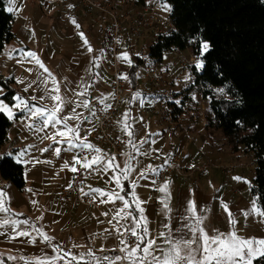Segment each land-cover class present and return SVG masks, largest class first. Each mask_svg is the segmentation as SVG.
Here are the masks:
<instances>
[{"label":"crops","instance_id":"obj_1","mask_svg":"<svg viewBox=\"0 0 264 264\" xmlns=\"http://www.w3.org/2000/svg\"><path fill=\"white\" fill-rule=\"evenodd\" d=\"M112 2L117 6V10L121 12L120 8L122 1L112 0ZM69 5H72V7H69ZM67 7L68 9L75 8L76 17L79 21H88V18L86 15H84L83 8L76 6L74 7V4L72 3L68 4ZM123 41L126 42L128 46H124V50L121 52V54L127 53L131 60V53L136 54L137 57V55L140 54L137 52L138 48L141 47L143 49L145 46V43L139 45V43L131 35L129 36L127 32L123 35ZM106 52L107 51H104V54L106 55L104 59L107 57ZM63 54L66 55L67 51L63 50ZM73 58L78 59L79 61L77 62L79 64L80 62L83 63L89 59L90 65H92L95 69L101 68V55L95 56L93 53L91 58L82 59L79 54L71 53L69 56L70 63L67 62V65L70 66V68L76 67L77 65V63L72 60ZM147 61L148 59L142 63H147ZM131 63L129 64L122 59L124 72L128 71L130 73V70L133 69ZM149 64L151 65L153 63L150 62ZM152 67L153 70H159L160 66L159 63H157V65H152ZM136 69L138 70L137 72H134L135 81L133 90H131L129 94L126 95L124 101L128 95L133 96L134 93H138L136 90V74L138 73L140 66H137ZM162 71L163 73H166V77L164 78L167 82L163 90L167 91V94L172 96V93L175 89V86L172 87L173 80L170 78L172 73L168 67H165V69ZM62 74L63 72L60 70L59 75L55 77L56 82L60 81L59 77L62 76ZM75 75L77 78L81 79L85 73L79 71L78 74L76 73ZM62 79L64 82H66L65 77ZM97 81L95 82L96 87H102V83ZM69 83L70 89H61V92L64 94L62 96L69 97L68 101H70V103L64 108L63 112H66L69 116V114H71V108L74 107L77 110L79 108H83V110L78 111V113L81 114V119H75V121H79L75 128H79V135L81 138H86V142L94 145L91 137V133L94 131V129H96L97 126V119L92 115L94 102L102 101L105 105H109L111 103V98L106 96L107 92H103L99 95L93 94L97 99L92 100V93L88 95L89 91L86 89L88 84L86 80H84V82L80 81V83L77 84V89L73 87L72 80H69ZM61 84L62 83H60V88ZM83 88L86 90L84 92L82 91L84 95L81 96L80 91ZM43 92H45V90H43L41 93ZM150 99L153 101V94L150 95ZM85 100L89 102L88 107H76V104H81V102ZM122 113L123 109L120 114L121 116H119V118L114 122L113 132L121 136H127L129 141H131V143H129L128 152H135V154L127 153L115 157V164L119 165L120 167L115 170H98L93 181L86 185L84 192L89 193L91 198L102 202L108 201V197L100 196L97 192L93 191L94 189H100L105 193L116 191L119 192L120 195H125L126 199H128L130 203H132V195L135 193L141 200L146 202L142 205V207H144L145 215L149 220L147 227L149 229L150 237L152 238H157L160 236V233L167 231V229L164 227L165 223H168L174 230L181 226L180 217L186 214V207L189 200H194L200 210V214L206 217L204 226L210 233L212 230L216 229L222 232H228V217L220 203L222 198L219 197L217 201L214 200L215 198L213 196L205 198L204 195H198L200 192L198 188L194 189L193 191L192 189L186 188V184L179 177L182 175L179 173V171H173L165 180V182H170L169 190L171 193V199L169 202V207L172 210L171 212H166L163 204L160 202L164 194L160 193L157 189L165 182L159 180L158 173H153L150 170L148 172H144L143 177L145 178L146 176V178H148L151 182V186L149 187L150 182L147 180L145 184L146 191H144L141 187H138V185L133 182L132 171L128 172L127 180L123 179V173L121 171V169H125L129 166H131V168H135L136 165L140 164L147 158L150 161H153L155 168L159 170L160 168L158 167V163L153 156L154 153L161 155L164 154L165 156H173L177 154L180 155L181 161L179 162L178 168H180L183 172H185V169H190V167L193 165L191 163L193 160L202 159V156L207 157L210 160L208 155L205 153L206 151L201 153L199 150L200 154L194 153V151H192V147L197 143V139L204 137L206 134L204 126L202 127V125L196 123L192 125L190 131L188 132L189 135L192 136L189 137L190 142H188L189 138L185 136L187 133H185L182 129H177L172 132L169 131L162 119L163 122L160 121L164 125L161 129L162 132L151 135L149 141L145 139L144 141L146 142L138 143L133 141L135 138H130L126 133H124V131L121 130L123 127L122 122L124 120ZM23 115L24 114L20 112L19 115L16 116L17 118L12 120L8 140L0 146V155L11 153L13 151L17 153L21 150L27 149L25 160L32 162L24 164L26 186L22 191L15 184L13 185V183L5 181L0 174V189L5 190L8 193V196L11 198V208L13 210V215L11 218L16 220L27 219L32 225H34V228H29L28 225H21V228L32 231V236L35 238L36 242L30 243L28 237H19L10 240L9 236L12 235L11 230L7 228L0 229V254H3L5 257L14 256L17 258L16 260H6L5 264H28V261H35L37 258H52L56 255V253L53 251V248L57 245L63 249L64 253H72L77 255V257L83 256L84 261H88L90 264H95V262L92 261V257L87 255L89 252H92L95 257L101 259L104 257L109 258L108 260H103L102 264H113L114 258L126 256V253L121 251V249L125 247L131 249V247L135 246L136 240L125 231V228L130 227L133 222L122 220L117 217L118 209L123 207L122 202H102L103 205L100 211L95 209L89 210L82 205L77 208H70V210L65 209L62 206L65 209L63 211L61 209V200L59 203V199H57V189H61L65 185L69 186L76 173L70 171L69 168H65L64 165L67 163L69 166H71L73 163H71V158L69 155L72 154L73 159L77 156H81L80 154L82 148L76 147L72 150H66L64 145H60L59 147H62V149L59 156H57L51 148L46 152L41 151V149H44L49 145H52V148L56 147L55 144H52L51 140H41L42 136L51 134L54 129H47L46 133L43 132L44 134L38 136V132L32 131V129L27 127V124L30 123V121L21 120ZM133 115L134 114L132 112L129 114L128 123L130 122V119H132ZM85 117H87V119H84ZM138 119V116L134 115L133 123L135 124ZM75 121L73 119L74 124L77 123ZM57 127L63 129L61 125H57ZM193 133H195V135ZM168 135L171 137L169 136V138H167ZM168 139H170V141ZM83 142L84 140L82 139L79 143ZM30 145L34 147L29 149ZM141 150L145 151L147 155L149 152L150 156L138 153ZM219 150L223 151L222 155H224L225 159L228 161H233L238 157V155H241L239 152L233 153L231 151H225L223 146H220ZM244 153L247 155L250 154V152L248 153L246 151ZM91 156L89 158H91ZM37 160L41 162L35 163ZM44 161L49 162L45 163ZM79 166L80 165H76L77 168ZM205 166L206 165H202L199 168H204ZM26 174L28 176L31 174L29 180ZM204 174L205 172H202V175ZM117 175L121 177V184L123 185V188L118 186L113 179V177ZM59 180L62 182H59ZM133 184L136 186L133 187ZM29 189H31V191H28ZM143 193H145L148 197L144 198ZM33 201H36V203L33 204ZM246 205V201L228 204L233 214L239 213L238 211H242L247 207ZM204 208L206 210H204ZM132 210L135 211L134 206ZM15 213H22V215L16 216L14 215ZM105 213H107V215H105ZM247 219L240 223V227L243 230L239 229L237 225L238 233L243 237H253L254 230L252 225L248 227ZM255 221L257 222L258 220L255 219L253 222ZM35 228L41 229L48 236L53 238L51 246L39 237V235L34 230ZM117 229H119V231H117ZM176 235L179 234L174 231L173 236ZM261 238H264V234L261 235ZM122 241H124V243H122ZM157 243L162 247H168V245L165 244L162 239L158 238ZM21 257L24 259H20ZM67 260L68 257H66L64 260L56 261L55 264H67ZM84 261H79V264H84ZM73 264H77V262H73ZM114 264H130V261L126 259L115 260Z\"/></svg>","mask_w":264,"mask_h":264},{"label":"rangeland","instance_id":"obj_2","mask_svg":"<svg viewBox=\"0 0 264 264\" xmlns=\"http://www.w3.org/2000/svg\"><path fill=\"white\" fill-rule=\"evenodd\" d=\"M7 1V8H11V12H13L15 15L13 26L15 38L11 42L6 44L5 48L0 53V75H4L6 77H15L17 80L23 81V83H18V86H14L17 89L14 96L18 94L24 99L28 100L30 104H35L37 106H46L50 109L53 108L56 103L55 101L50 99L49 95L46 92L41 93L44 90V86L41 84V81L46 80L47 88L49 89H53L56 86L53 84L52 78L48 77V74L44 73L43 69L39 68V66L35 63V61L32 60L31 57L25 58L21 54V50H23L24 52L30 50L32 52H35L39 56L45 66L50 70L53 77H57L60 70L63 72L62 76L59 77L61 82L57 81L59 88L60 83H62L60 92L58 93L59 95H64L63 92H61L62 88H64L65 90L70 89L69 80L73 81V87L75 89H77V84L80 83V81L84 82V80H86L88 82L86 87V89H88L89 91L88 95H90V93H92V95H99L103 92H107L106 96L111 98L112 91L109 83L110 73L107 70V57L106 59H104V57L106 56L104 54V51H107L105 48L106 43L104 44V35L102 36L103 33H101L98 29H92L90 27V14L87 16V13L84 11V15H86L88 21L81 22L76 17L75 8L68 9L67 5L65 4L44 6L36 0H31L29 2H24L23 0ZM107 1L110 2V0ZM166 4L170 8V11H168L170 13L171 6L168 3ZM123 8H125V6H123ZM160 14H158L159 18H163L166 15L164 10H161ZM73 18L77 21V23L81 25L79 29H77L72 24ZM80 31L85 33L93 49L92 52H88L87 48L83 46V42H81L82 40L78 35ZM74 32L77 34H75ZM152 36V33L149 32L146 36L140 38L139 40H136L139 45L145 43L144 48L142 49L141 47H139L137 52L141 53V50H145L146 55L148 56V49L153 41ZM124 44L127 45L126 42H124ZM63 50L67 51L66 55L63 54ZM71 53L79 54L82 59L91 58V55L93 53L95 56L101 55V68L95 69L92 65H90L89 59H87L86 62H80L79 64L77 62L79 60L74 58L72 60L75 61L77 65L76 67L70 68V66L67 65V62L70 63L69 56L71 55ZM131 57V65L138 67L140 66V69L136 74V90L141 94V96L137 98V93H134L133 96L128 95L126 100L123 101L122 115L124 116L125 113L130 114L132 112L135 116H138L139 119L135 122V124L133 123L134 115L132 119H130L129 123L128 119L127 123L131 125L130 130L134 133L132 137L135 138V140L133 139V141L140 143L145 139L149 141L151 135L161 133V129L164 126L161 116L157 115L158 113L155 114V112L151 109L152 100L150 99V95L154 93L155 89L153 84L150 82L152 76L151 73L161 77L162 85L160 86L162 87V89H164V86L167 82L164 78L166 77V73H163L162 70L165 69V67H168L170 72L172 73L170 77L171 80H173L172 87L175 86L176 90L179 87L182 88L186 83L193 84V75L191 71H193V68H197L196 65L197 62L200 61V58L195 55L193 49L190 47L186 50L171 49L166 51L163 60L159 61V70H153L152 65L157 64L150 65V61L148 60L147 63L138 62L137 65L136 54L131 53ZM18 60H21L23 62L18 63ZM136 68L134 69L135 72H137L138 70ZM28 69H31V72H29ZM79 71L85 73V75L81 77V79L77 78L75 75L76 73L78 74ZM94 74H96L97 76ZM130 74L131 73H129L128 71H125V75L128 77V79L126 80V95L129 94L131 90H133L134 86L135 78L131 77ZM63 77H65L66 82L63 81ZM96 81L101 82L102 87H96ZM29 85L31 86L29 87ZM0 88L3 89V92L0 93V99H3L5 103H7L11 107L9 101L3 97L7 93V87L0 82ZM25 89H27V91H25ZM86 89L83 88L80 92H84ZM194 93L196 97L193 98L192 102L193 106L196 108V117L204 116V119H206L208 101L206 98H204V93L201 91L200 87L198 88V90L195 89ZM56 94L57 93L52 92V95ZM33 96H36L38 99L32 100L31 98ZM41 96H43L44 98L39 99V97ZM64 98L67 101L69 99V97ZM91 98L92 100L97 99L94 97V95L91 96ZM15 103L16 101L12 103V106ZM95 103L96 101L94 102V104ZM73 109L74 107L70 109L72 115L79 114L78 111L83 110V108H79L78 110L75 109L74 113ZM13 111L16 112V116H18L20 113V111L15 108H13ZM71 114H69V116H71ZM61 115L68 116L66 112L61 113ZM75 122L77 123L74 124L73 119H70L68 121V124L71 127H75L79 121ZM195 123L199 124L197 120L192 119L190 124H187L184 127L179 126L175 130L182 129L185 133H187L185 136L189 138L192 135L190 136L188 132L190 131L191 126ZM203 126L205 128V125H202V127ZM61 127H63V125H61ZM205 132L206 134L204 135V137L197 139V143L192 147V151H194V153L200 154L199 150L202 153L203 149V151H206L205 153L208 155L210 160L204 156H202V159L193 160L191 162L193 165L190 167V169H185V172L180 171L179 173L183 176L180 175L179 177L186 184V188L192 189V191L198 188V190H200L198 195H204L205 198L213 196L215 198L214 200L216 201L220 197L222 198V201L227 205L229 203L246 201L247 207L243 210L249 209L251 202L256 199L252 192V183L255 171V161L253 154L250 153L247 155L246 153H244V147H241L238 151L239 153H241V155H238V159L236 158L233 161H228L227 159H225L224 155H222L223 151L219 150V147L223 146L225 151H231L230 147H232V144L229 142L228 138L223 134L221 130L205 128ZM124 133L126 132L124 131ZM38 134V136H41V134L44 133L38 132ZM193 134L195 135V133ZM169 136L170 135H168L167 138H169ZM170 139L168 140L170 141ZM188 142H190V138ZM55 146L59 147L60 145ZM11 153L16 152L13 151ZM127 153L128 151L125 154ZM138 153H142L145 155L146 152L141 150ZM80 155L86 156L84 154ZM146 156H150L149 152ZM69 157L71 158V163H73L74 159L72 157V154L69 155ZM202 165L206 166L204 168H199ZM228 165H233L234 169L230 168V166ZM224 166L229 167V170L233 169L230 175H225V173L223 172ZM151 168H155V164L148 158L143 160L140 164L136 165L135 168H131L133 172V182L138 185V187H141L144 191H146L145 184L147 180L148 182L150 181L148 178H146V176L145 178L142 177L141 172H148ZM202 172H205V174L202 175ZM26 176L29 180L31 174H29V176L26 174ZM234 177H240L242 179L238 181L235 180ZM59 182L62 181L59 180ZM150 186L151 182L149 183V187ZM61 189H57V199H59V203V193ZM143 194L144 198L148 197L145 193ZM141 198L143 199L142 196ZM61 209L63 211L65 210L62 205ZM238 212L239 213L234 214V216L239 221L238 228L243 230L240 227V223L245 221V217L241 214L242 211ZM253 219H257L258 221L253 222ZM247 224L248 227H250V225H252L253 227V237L261 238V235L264 234V220H261L258 217H249L247 219Z\"/></svg>","mask_w":264,"mask_h":264},{"label":"trees","instance_id":"obj_3","mask_svg":"<svg viewBox=\"0 0 264 264\" xmlns=\"http://www.w3.org/2000/svg\"><path fill=\"white\" fill-rule=\"evenodd\" d=\"M7 2L0 0V53L15 38V15L7 10ZM161 2L171 6L172 27L152 41L147 59L157 64L168 50L193 49L203 63L201 71L193 68L191 73L208 101L205 128L221 130L232 144L231 152L244 147L253 154L252 192L259 197L258 205L264 204V0ZM203 42L209 44V50L201 55ZM136 60L137 65L143 62L140 55ZM136 67L130 70L133 78ZM0 82L8 89L3 97L12 104L16 78L0 75ZM185 92L174 89L167 97L175 99ZM11 124L12 120L0 113V146L8 140ZM0 174L24 190V164L5 157L0 160ZM255 264H261V260Z\"/></svg>","mask_w":264,"mask_h":264},{"label":"snow or ice","instance_id":"obj_4","mask_svg":"<svg viewBox=\"0 0 264 264\" xmlns=\"http://www.w3.org/2000/svg\"><path fill=\"white\" fill-rule=\"evenodd\" d=\"M151 2V0H149ZM160 6L165 11H170V8L166 3H161ZM72 7V5H69ZM12 11L11 8L8 9ZM72 24L79 29L81 25L73 18ZM80 36L83 46L87 48L88 52H92L93 49L90 45L89 40L87 39L84 32L80 31L78 33ZM201 55L204 52L209 50V44L203 42L201 46ZM21 54L27 58L31 57L33 61L43 69L44 73L48 74V77L52 78V82L56 85L53 89H48L46 80L41 81V84L44 86L45 92L49 95L50 99L55 101L53 108L49 109L46 106H37L35 104H30L28 100L24 99L20 95L13 97L16 103L13 106H9L3 99H0V113H4L9 120H15L16 112L13 111V108L18 109L24 115L21 117V120H28L30 123L27 124V127L36 131V132H47V129L52 128L54 131L51 134H46L41 137V140H51L52 144L55 145H64L66 150H72L76 147H81L82 149H87L90 152H95L96 155H92L91 158L87 156H77L74 158V162L71 166L67 163L64 165L65 168H69L72 172H78L80 169L76 165H80L81 168L86 170H91L96 167L97 170H106V169H118L120 166L115 164V157L108 158L105 161V158L100 155L101 150L95 148L91 143L86 142V138H81L79 135V128L71 127L68 124L70 119H80L81 114H74L71 116L61 115L64 108L70 101H67L64 97L59 95L60 88L55 80V77L52 76L50 70L45 66L43 61L39 56L32 51L24 52L21 50ZM121 59L131 63V59L127 53L121 54ZM18 63L23 61L18 60ZM197 68H202V61H198ZM31 72V69H28ZM124 80H127L128 77L122 76ZM18 83H23V81L17 80ZM31 85H29L30 87ZM27 91V89H25ZM3 92V89L0 88V93ZM52 92L57 93L52 95ZM81 96L84 95L83 92L80 93ZM137 98L141 96L140 93L136 94ZM41 96L39 99H43ZM32 100H37L36 96L31 98ZM88 107L89 102L83 101L81 104H76V107ZM111 107V105H107ZM75 113V108L73 109ZM84 119H87L85 117ZM129 119V114H124L123 127L122 131H125L129 137H132L134 133L130 130L131 125L127 123ZM57 125H63V129L58 128ZM59 137V139H58ZM84 140L83 143H79L81 140ZM146 141H141L144 143ZM131 143V141H129ZM34 146H29V149ZM59 156L61 154V147L52 148V145L41 149V151H48L49 149ZM27 154L26 150H21L17 153H7L0 155V160L5 159V157L12 159L17 164H27L32 161L24 160L25 155ZM147 155V153H145ZM41 161L37 160L35 163H40ZM48 163L49 161H44ZM153 173H158L156 168L149 169ZM123 173V179H128V172L132 171L131 166L121 169ZM141 176H144V173H141ZM115 183L123 188L121 184V177L119 175L113 177ZM235 180H241L240 177H234ZM169 183L165 182L157 190L164 194L160 200L163 204L166 212H171L169 207V202L171 199V193L169 190ZM136 185L133 184V187ZM28 191H31L29 189ZM93 191L97 192L100 196H107L108 201L115 203L120 201L123 204V207L118 209L117 217L122 220L132 221L130 227H126L125 231L128 232L132 237L135 238L136 243L134 247L129 249L125 247L121 251L126 253L124 257H116L115 260H128L130 264H255V261L261 260V264H264V238L257 237H243L239 235L237 225L239 221L235 218L234 214L231 212L229 206L221 201V206L225 211V214L228 217L229 222V231L222 232L218 229L212 230L210 233L208 229L204 226L206 217L200 214V210L194 200H189L186 207V214L180 217L181 226L175 230L171 228L168 223H165L164 227L167 229L166 232L160 233V236L157 238L150 237L149 229L147 225L149 224L148 217L145 215V209L142 207L145 201L141 200L135 193L132 195V203L126 199L125 195H120L119 192L113 191L105 193L100 189H94ZM89 195V193H85ZM259 197L254 199L251 202L249 209L242 210L241 214L245 219L249 217H258L261 220H264V204L258 205ZM102 201V202H108ZM33 204L36 201L32 202ZM133 206L135 211H133ZM206 210V209H205ZM13 215V210L11 208V198L8 196V193L0 189V229H10L12 235L9 236V239H16L19 237H28L30 243H35L36 240L32 236V231L22 229L21 225H28L29 228H34V225L30 223L29 220H16L11 218ZM14 215L19 216L22 213H15ZM107 215V213H105ZM115 218V217H114ZM39 237L48 243L51 246L53 240L52 237L48 236L39 228L34 229ZM186 230V231H185ZM119 231V229H117ZM178 233L179 235L173 236V232ZM162 239L165 244L168 245L167 248L162 247L157 243V239ZM124 243V241H122ZM53 251L56 255L49 259H39L35 261H28V264H55L56 261L64 260L68 257L67 264H73V262L84 261V257L72 253H64L63 249L57 245L53 248ZM88 256L92 257V261L95 264H102L103 260H108V257L98 258L92 252L87 253ZM14 256L5 257L3 254H0V264H5L6 260H16ZM20 259H24L21 257ZM113 261V264H114ZM84 264H90L88 261H84Z\"/></svg>","mask_w":264,"mask_h":264},{"label":"built area","instance_id":"obj_5","mask_svg":"<svg viewBox=\"0 0 264 264\" xmlns=\"http://www.w3.org/2000/svg\"><path fill=\"white\" fill-rule=\"evenodd\" d=\"M29 2L31 0H23ZM35 1V0H34ZM46 6L54 4L70 3L74 6L84 9V11L91 15L90 27L98 29L104 35L106 50H107V70L110 73V87H111V107H107L103 102L97 101L92 108V115L97 119L96 129L91 133L95 148L101 150L105 160L111 157H118L124 155L128 151L129 139L127 136H121L113 132V125L116 119L121 116L123 101L126 95V80L122 79L125 76L123 64L121 61V52L124 50V33H128L135 40L152 33V39L157 40L158 37L172 27L168 11H165L160 4L161 0H120L122 1L121 12L115 9V4L110 0H36ZM127 2V3H126ZM125 6V8H123ZM165 11V17L159 18L160 11ZM161 15V14H160ZM163 16V15H162ZM161 16V17H162ZM140 57L146 61L148 56L145 50H142ZM147 57V58H146ZM201 71V68H197ZM151 83L155 87L153 94V101L151 109L160 115L169 131H174L179 126L184 127L190 124L191 120H197L199 124L206 125L204 116L196 117V108L193 106V98L196 97L195 89L198 86L195 84H184L177 90L186 92L175 99L168 98V92L164 91L162 79L151 73ZM190 81V82H192ZM188 82V83H190ZM191 119V120H190ZM203 152V150H202ZM135 154V152H128ZM81 154L88 157L95 155V152H90L87 149H82ZM154 159L158 163V178L160 181L166 178L173 171H181L179 162L180 155L165 156L164 154H153ZM230 166V165H228ZM234 166H230L233 168ZM236 167V166H235ZM224 166L225 175H230L234 169H228ZM75 173L72 182L69 186H64L60 190L59 196L61 204L65 209L76 208L80 205L87 209L101 210L102 202L85 195V187L88 183L93 181L97 175L98 170L94 166L91 170H86L81 167Z\"/></svg>","mask_w":264,"mask_h":264},{"label":"clouds","instance_id":"obj_6","mask_svg":"<svg viewBox=\"0 0 264 264\" xmlns=\"http://www.w3.org/2000/svg\"><path fill=\"white\" fill-rule=\"evenodd\" d=\"M140 55V54H139Z\"/></svg>","mask_w":264,"mask_h":264}]
</instances>
